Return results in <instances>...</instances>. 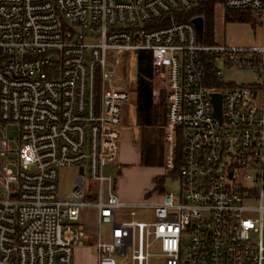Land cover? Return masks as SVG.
Returning a JSON list of instances; mask_svg holds the SVG:
<instances>
[{"label":"built area","instance_id":"1","mask_svg":"<svg viewBox=\"0 0 264 264\" xmlns=\"http://www.w3.org/2000/svg\"><path fill=\"white\" fill-rule=\"evenodd\" d=\"M196 2L0 0V126L20 128L17 149L0 135V264H73L90 207L97 264H149L156 244L164 264H264V0L223 3L259 17L253 47L202 42L193 18L175 20ZM142 50L166 126L183 134L181 187L133 203L108 168L137 97L121 61ZM239 68L258 82H223ZM73 169L59 194L60 171ZM143 209L149 219H135Z\"/></svg>","mask_w":264,"mask_h":264},{"label":"rangeland","instance_id":"2","mask_svg":"<svg viewBox=\"0 0 264 264\" xmlns=\"http://www.w3.org/2000/svg\"><path fill=\"white\" fill-rule=\"evenodd\" d=\"M240 11V10H238ZM226 9L223 4H217L214 14V40L216 43L229 47H253L263 44V28L260 19L255 14H250L248 19L239 20L233 17L225 20ZM138 78L137 57L134 53L126 55L121 61L120 81H126L128 85L136 86ZM223 82L234 84H253L258 79L252 69H223L221 77ZM122 141L119 151V166L109 167L108 170L117 175L116 187L118 193L133 203L158 202L162 200L163 193L155 190L156 178L163 177L172 169L165 160V164H143L141 161L140 130L136 125V105L132 101L124 107L122 119ZM0 135L4 137L14 149H17L20 139V128L17 124L9 123L0 126ZM159 160L160 148L155 147ZM150 150L145 148V154L150 155ZM152 157V156H151ZM162 161V159H161ZM158 162V161H157ZM173 165V164H172ZM75 171L61 170L58 179L59 194H68L73 187ZM89 181V179H88ZM181 181L179 177L167 176L164 182V192H180ZM137 220H148L149 211L141 210L134 216ZM82 219L87 224L88 236L84 239L83 246L74 248L73 264H97V252L93 244L92 231L96 226V211L92 207L82 213ZM109 230L108 224H101V232L105 234ZM153 255L149 264H164V258L160 255L158 244L152 247Z\"/></svg>","mask_w":264,"mask_h":264},{"label":"trees","instance_id":"3","mask_svg":"<svg viewBox=\"0 0 264 264\" xmlns=\"http://www.w3.org/2000/svg\"><path fill=\"white\" fill-rule=\"evenodd\" d=\"M225 0H197L196 4L186 12L175 15L177 22L190 20L196 16L204 19V34L201 41L204 43H214V14L217 4H223ZM249 11L226 9L225 20L233 17L239 20L248 19ZM169 23V22H167ZM137 57L138 78L136 86V125L140 130L141 161L143 164H163L164 162V128L166 126L167 105L164 92L158 100L153 95V67L152 55L149 51H139ZM176 145L173 155V167L163 177L156 178L155 190L164 193V182L167 176L179 177L180 166L182 164L183 134L178 128ZM157 145L160 148L159 160L153 162L158 157ZM145 148L150 150V155L145 154ZM152 156V157H151ZM162 159V161H161ZM160 162V163H159Z\"/></svg>","mask_w":264,"mask_h":264},{"label":"crops","instance_id":"4","mask_svg":"<svg viewBox=\"0 0 264 264\" xmlns=\"http://www.w3.org/2000/svg\"><path fill=\"white\" fill-rule=\"evenodd\" d=\"M176 139H177V134L175 132H173L172 130H169L167 128V126H165V128H164V144H163L164 145V148H163V154H164L163 164L164 165H166L165 160L168 162V165H169V163L173 164V155H174V148L176 145ZM119 197L123 201L131 202L128 199H126V197L122 194L121 195L119 194ZM95 229H96V226H95ZM92 234L94 235V240H95V230L92 231Z\"/></svg>","mask_w":264,"mask_h":264},{"label":"water","instance_id":"5","mask_svg":"<svg viewBox=\"0 0 264 264\" xmlns=\"http://www.w3.org/2000/svg\"><path fill=\"white\" fill-rule=\"evenodd\" d=\"M193 23L195 24L199 37H202L204 34V19L202 16H196L192 19ZM213 102L215 105V114L220 117L221 116V96L219 94H212Z\"/></svg>","mask_w":264,"mask_h":264}]
</instances>
